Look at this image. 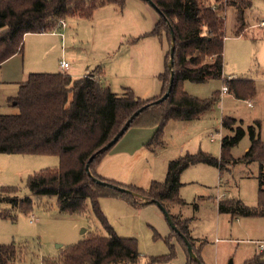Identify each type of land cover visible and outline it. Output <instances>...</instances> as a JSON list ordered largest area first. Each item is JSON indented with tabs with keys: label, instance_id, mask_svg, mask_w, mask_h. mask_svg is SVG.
<instances>
[{
	"label": "rangeland",
	"instance_id": "374dc122",
	"mask_svg": "<svg viewBox=\"0 0 264 264\" xmlns=\"http://www.w3.org/2000/svg\"><path fill=\"white\" fill-rule=\"evenodd\" d=\"M208 1L224 6L222 77L246 81L252 94L244 99L223 93L222 78L183 81L181 88L188 95L214 96L215 101L194 119L167 120L156 143L150 142L156 123H133L100 155L94 171L105 181L147 189L152 181L163 182L168 162L186 153L201 151L220 160L221 138L233 135L222 126V119H234L232 127L241 126L245 134L228 150V162L222 168L207 163L185 168L178 192L184 204L173 206L170 213L187 220L193 250H199L203 264H242L260 252L264 259V249L257 248L264 243V215L220 212L218 203L239 200L254 207L259 201L258 164L244 161L243 155L249 145V125L259 121L258 131L264 138V0H239L242 6L249 3L239 24L235 6L225 0ZM159 15L147 1L125 0L122 6L97 7L88 19L63 17V25L57 24L54 31L25 34L22 53L13 55L6 65L12 70L5 73L0 68V114L18 112L10 99L18 92L19 81L30 72H53L59 59L71 64L72 79L93 72L114 93L126 88L141 100L159 97L164 89L162 75L170 77L166 73L167 32L152 33ZM58 166L57 155L0 153V194L31 200L26 209L0 201V244L15 247L18 258L13 264H48L84 237L106 234L88 199L86 213L59 212L56 197L28 191L32 172ZM7 186L17 191L11 193L3 188ZM99 206L117 235L137 240L143 260L173 253L165 264L186 263L182 240L155 203L135 207L122 197H102Z\"/></svg>",
	"mask_w": 264,
	"mask_h": 264
},
{
	"label": "trees",
	"instance_id": "16d2710c",
	"mask_svg": "<svg viewBox=\"0 0 264 264\" xmlns=\"http://www.w3.org/2000/svg\"><path fill=\"white\" fill-rule=\"evenodd\" d=\"M124 1L0 0V67L13 55L22 53L25 34L54 31L63 17L77 16L88 19L97 7L107 4L122 6ZM152 1L161 11L152 33L160 35L165 30L169 49V27L174 35V79L167 98L159 103H152L167 91L169 80L166 74L161 77L164 86L162 95L152 100H141L130 89L125 88L120 94L112 92L100 81V75L93 72L78 79H72L68 73L61 71L30 72L18 83V92L10 99V102L17 106L18 112L0 114V153L49 154L59 157L57 168H46L29 175L28 191L33 195L56 197L59 212L86 213L88 207L85 202L88 199L95 218L106 231L105 235L90 234L78 243L68 246L58 259L49 260L48 264H165L173 253L145 257L143 260L135 238L122 237L114 232L100 209L99 199L122 197L135 207L143 205V198L155 199L170 213L173 206L184 204L178 193L182 171L195 163H207L222 168V163L228 162V150L245 134V129L241 126L232 127L230 123L234 122V119H222V126L231 129L233 135L221 138L220 160L201 151L186 153L168 162L163 182L152 181L147 189L120 185L134 192L135 196L99 185L93 180H103L94 171V165L102 153L91 161L90 156L111 140L138 108L150 104L130 125L135 122L156 123V131L150 140L151 143H156L155 140L161 135L167 120L194 119L215 101L214 96L211 99H198L188 95L182 90L181 82L188 80L201 83L212 78H222L226 92L233 93L237 98L246 99L253 92L250 84L244 80L222 77V3L215 4L208 0ZM238 1L225 0L224 3L236 7L239 24L243 20V9L249 3L242 6ZM236 33L238 35L239 31ZM166 61L167 73L170 72L169 50ZM255 123L247 127L249 145L243 159L258 164V204L248 207L239 200H222L218 203L220 212L244 216L264 215V138L258 131L260 122ZM3 188L11 193L17 191L12 186ZM0 201L25 209L31 204L28 196L20 198L16 194H0ZM171 217L180 232L191 242L187 220H182L179 215L171 214ZM182 243L184 244L183 240ZM184 246L186 248L185 244ZM186 254L188 259L185 264H199L189 258L187 250ZM195 254L203 264L199 250ZM262 256V252L257 253L242 264H264ZM17 258L18 252L14 246L0 244V264H13Z\"/></svg>",
	"mask_w": 264,
	"mask_h": 264
},
{
	"label": "water",
	"instance_id": "95a60500",
	"mask_svg": "<svg viewBox=\"0 0 264 264\" xmlns=\"http://www.w3.org/2000/svg\"><path fill=\"white\" fill-rule=\"evenodd\" d=\"M159 14H161L160 9L155 5V3L152 0H146ZM169 31H170V35H171V46L169 49V63L168 66L170 68V77H169V85L167 88V91L158 99L154 100L152 103H159L162 100H164L165 98H167L168 94L170 93L171 90V86H172V82L174 79V74L172 71V65H173V53H174V35H173V30L171 27H169ZM148 105H150L149 103L146 105H143L142 107L138 108L137 110H135L129 117L128 119L124 122L123 126L118 130V132L113 136V138L111 140H109L104 146H102L101 148H99L92 156H90L89 161H91L95 156L104 153L106 150H108L112 145H114L117 140L123 135V133L128 129V127L130 126L132 120L141 112L144 110L145 107H147ZM86 168L88 169V166H86ZM93 180L102 186H106L109 188H112L118 192L121 193H126V194H130V195H134L135 193L132 192L131 190H129L126 187L120 186V185H116V184H112L111 182H107L104 180H100L97 178H93ZM142 202L144 203H155L160 210L163 212L164 217L166 218L169 226L171 227V229L182 238L184 244L186 245V250L188 253V256L190 259H193L194 261L198 262L199 264L200 261L198 260V257L196 256L194 250H193V246L191 244V242L188 240V238L186 236H184V234H182L180 232V230L178 229V227L176 226V224L174 223L171 214L165 209V207L157 200L155 199H146L143 198Z\"/></svg>",
	"mask_w": 264,
	"mask_h": 264
},
{
	"label": "built area",
	"instance_id": "2783aa9c",
	"mask_svg": "<svg viewBox=\"0 0 264 264\" xmlns=\"http://www.w3.org/2000/svg\"><path fill=\"white\" fill-rule=\"evenodd\" d=\"M63 20H59V24L63 25ZM70 63L67 61V60H63L61 59L59 62H58V66L59 68L63 71V70H66L68 67H69ZM222 92H226V87L225 86H222ZM211 140H214V135L211 136L210 138ZM258 250L261 251L264 249V243H260L258 244L257 246Z\"/></svg>",
	"mask_w": 264,
	"mask_h": 264
},
{
	"label": "crops",
	"instance_id": "0c3cea01",
	"mask_svg": "<svg viewBox=\"0 0 264 264\" xmlns=\"http://www.w3.org/2000/svg\"><path fill=\"white\" fill-rule=\"evenodd\" d=\"M14 57H16V55L14 56ZM14 57H12V58H9L8 60H6V61H4V63L1 65V67H3V70H4V72L5 73H8V72H10L11 70H12V67L11 66H6L7 65V63H9ZM61 59H59V61H60ZM0 67V68H1ZM70 68H71V64L69 65V67L66 69V70H61L60 68H59V66H58V63L56 64V68L55 69H53L54 71L53 72H58V71H61V72H64V73H68L69 74V71H70ZM20 82V81H19Z\"/></svg>",
	"mask_w": 264,
	"mask_h": 264
}]
</instances>
